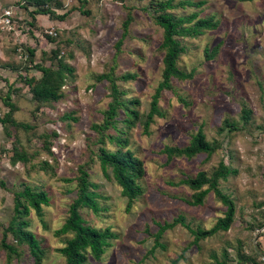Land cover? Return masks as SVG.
Wrapping results in <instances>:
<instances>
[{
	"label": "rangeland",
	"instance_id": "rangeland-1",
	"mask_svg": "<svg viewBox=\"0 0 264 264\" xmlns=\"http://www.w3.org/2000/svg\"><path fill=\"white\" fill-rule=\"evenodd\" d=\"M49 4L57 13L68 11L66 16L35 13L32 19L33 4L0 0V13L8 9L13 16L10 30L0 28V115L8 109L2 100L8 91L13 117L30 125H10L8 134L0 121V237L12 212L13 190L25 183L44 188V222L30 211L29 228L45 245L40 264H65L59 248L69 234L53 229L64 221L74 196L75 180L64 178H73L78 164L86 163L101 195L96 210L82 207L80 213L93 225H109L115 236L99 257L89 253L82 264H264V0H205L200 6L169 9L174 16L199 10V16H212L217 25L195 37L179 38L184 52L178 66L193 71L192 78H173L172 87L161 90L157 104L162 112L147 129L140 121L127 128V147L143 162L142 192L128 208L110 170L104 173L99 161L89 158L98 144L90 123L101 120L107 106L109 82L99 75L110 68L116 76L135 74L116 81L123 91L120 97H135L136 108L148 109L163 66L158 47L162 29L152 18L155 6L149 0ZM127 12L132 17L128 32L116 49ZM58 58L71 68L65 71L61 96L33 99L23 77L40 75L34 62L56 67ZM242 107L250 111L247 120L241 116ZM224 117L237 127L221 128ZM200 126L208 139L219 141L215 150L166 157L164 144L183 146ZM105 145L115 148L113 141ZM12 147L25 151L28 160H12ZM220 157L237 170L220 179L235 202L230 227L194 241L187 226L177 221L162 231V244L152 246L159 222H172L181 214L190 228L208 227L222 213L224 204L212 190L194 204L193 190L181 182L200 168L211 171ZM43 158L50 164L44 166ZM20 250L18 260L30 263L26 246ZM5 257L0 245V264H13L14 259L8 262Z\"/></svg>",
	"mask_w": 264,
	"mask_h": 264
},
{
	"label": "trees",
	"instance_id": "trees-1",
	"mask_svg": "<svg viewBox=\"0 0 264 264\" xmlns=\"http://www.w3.org/2000/svg\"><path fill=\"white\" fill-rule=\"evenodd\" d=\"M25 3L34 5L31 10L32 19L35 13L47 14L49 18L63 19L66 12L57 13L49 4V0H23ZM155 6L153 21L161 27L162 37L159 40L158 47L162 50V70L161 78L157 82L152 94H150L146 111H141L136 108L138 100L135 97L121 98L120 94L123 91L118 87L117 80H130L135 77L133 73H125L116 76L112 68L106 72H102L99 77L105 78L109 82V99L106 107L103 110L102 119L92 121L90 126L95 131V141L98 142L97 147L90 149L89 158L94 156L100 164L104 173L109 170L114 177V180L119 184L121 193L126 196V208L132 204L133 200L142 192V186L139 181L143 173V162L127 147L128 134L127 128L133 125L136 121L143 124V128L147 129L149 123L154 119V115L161 113L159 108L158 95L165 87H172L171 81L173 78L178 80L190 79L193 76V71L185 72L178 66L180 55L184 52L179 38L195 37L205 29L214 28L217 21L213 20L212 16H199V10L184 16H174L169 9L175 6H200L205 0H181L174 3V0H149ZM131 14L127 12V16L122 22L121 37L115 41L116 49L121 44L122 39L128 32V25L131 21ZM215 46L211 49V54L215 52ZM52 51L58 52L57 48ZM207 51V50H206ZM29 56L33 55L32 49H27ZM41 73L36 78L30 76L23 77L30 89V95L37 101L56 99L61 96V86L65 79V71L70 72L71 68L58 58L57 66L44 65L34 62ZM2 100L7 106V111L0 115V121L3 124L4 130L10 134L8 127L10 125L28 127L29 124L17 121L12 110L15 109L14 104L9 100L8 91L2 95ZM120 111L123 116L118 117ZM249 109L242 107L241 116L247 120ZM121 122L122 125H118ZM235 129L237 124L230 121L228 118H223L221 128ZM110 128H113L111 130ZM106 141H113L115 148H108ZM219 145L217 139H208L205 136L203 128L200 126L193 132L188 142L183 146L164 144V151L167 158L177 155L191 157L198 151L210 154ZM12 160L20 159L27 161V154L23 150H17L12 147ZM43 165H49V161L45 158L41 159ZM237 170L227 164L223 157H220L212 170L207 172L205 169H198L194 175L187 176L181 180L186 183L193 191L190 201L194 204L203 202L205 195L209 190H212L214 195L224 204L222 213L218 215L215 221L208 227L198 225L195 228H190L184 222L183 215H177L172 222L163 221L158 223V228L154 232V242L162 244L159 240L162 231L166 227L172 226L177 221L184 223L190 232L193 234V240L197 241L201 237L210 235L219 229H228L234 220V199L220 186V179H227L229 174L235 173ZM65 180H75L74 196L67 205L65 219L60 226H57L53 231L57 234H69L65 239L64 244L59 248L60 253L64 256L65 264H82L91 253L95 257H99L106 246L110 242V237L115 233L109 225L96 226L87 222L84 216L80 213V208L88 207L96 210L99 205L98 196L101 192L97 189L98 183L90 178L86 163H80L77 166V172L73 178H64ZM4 184V180L0 179ZM12 212L6 223L2 224V234L0 237V245L5 251V259L10 262L14 259L13 264H40L42 257L45 255V245L40 236L29 228L30 220L28 214L33 211L37 217L42 220V204L48 202V193L46 189L39 188L36 185L23 184L20 188L13 190ZM25 245L31 255V262H21L18 256L21 253L20 246ZM173 263V262H171Z\"/></svg>",
	"mask_w": 264,
	"mask_h": 264
},
{
	"label": "built area",
	"instance_id": "built-area-1",
	"mask_svg": "<svg viewBox=\"0 0 264 264\" xmlns=\"http://www.w3.org/2000/svg\"><path fill=\"white\" fill-rule=\"evenodd\" d=\"M12 17V12L8 9H4L0 13V28L10 30L13 22Z\"/></svg>",
	"mask_w": 264,
	"mask_h": 264
}]
</instances>
